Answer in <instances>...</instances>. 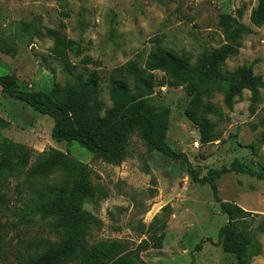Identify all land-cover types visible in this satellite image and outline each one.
<instances>
[{
  "label": "rangeland",
  "instance_id": "rangeland-1",
  "mask_svg": "<svg viewBox=\"0 0 264 264\" xmlns=\"http://www.w3.org/2000/svg\"><path fill=\"white\" fill-rule=\"evenodd\" d=\"M257 5V0H0V77H15L19 91L50 93L84 75L85 69L94 71L104 111L111 106L112 71L130 61L143 65L154 47L194 63L205 52L231 45L224 70L251 67L262 81L253 114L249 92H243L232 111L216 93L210 102L219 116L209 118L214 141L201 146L197 128L184 114L189 98L184 89L170 87L171 80L161 72L154 73L151 105L169 110L164 142L175 154L185 155L201 176L237 160L248 172L264 177V27L251 22ZM221 15L235 18L239 27L234 28L243 29L235 43L219 26ZM47 31L59 32L72 43L66 50L71 75L55 58V40ZM52 127L49 117L0 89V264L25 263L42 251L43 242L64 238L56 217L42 211L55 199L63 175L33 173L51 150L68 154L88 171L91 192L81 198V206L96 222L84 238L89 245L123 241L131 250L155 233L164 235L162 248L141 252L144 264L234 263L217 244L227 217L211 188L192 183L183 166L152 152L138 130L127 141L124 162L115 166L76 143L54 142ZM215 186L222 203L248 213L243 221L260 248L250 263L264 264V180L231 172Z\"/></svg>",
  "mask_w": 264,
  "mask_h": 264
},
{
  "label": "trees",
  "instance_id": "trees-1",
  "mask_svg": "<svg viewBox=\"0 0 264 264\" xmlns=\"http://www.w3.org/2000/svg\"><path fill=\"white\" fill-rule=\"evenodd\" d=\"M257 2L251 22L256 27H264V0ZM219 26L232 43L236 42L243 30L234 28L239 24L230 15H221ZM46 33L55 40V58L71 75L66 50H71L72 43L61 38L59 32ZM232 52V46L226 45L201 54L192 63L185 56L156 46L143 65L130 61L112 71L108 79L111 106L104 111L98 101L99 76L86 69L84 75H78L64 87H55L50 93L19 91L17 80L12 76L0 77V89L4 96L49 117L53 121L51 139L54 142L65 143L66 146L76 143L87 153L110 165L118 166L124 162L127 141L132 132L138 130L152 152L183 166L192 183L211 188L221 213L227 217V223L218 232V246L234 257L233 264H251V258L260 255V248L243 221L248 213L235 205L222 203L217 197L215 183L231 172L248 174L261 180L264 177L248 172L237 160L229 168L210 170L201 176L185 155L175 154L164 142L169 110H158L151 105L157 86L154 73L161 72L171 80L170 87L184 89L189 98L184 114L197 128L200 145L212 143L215 126L209 118L219 116V109L210 101L216 93L222 96V104L228 111L233 110L236 100L241 98L244 91L250 94L251 114L260 103L262 81L254 75L251 67L242 66L231 72L224 70V63ZM262 125L264 128V123ZM54 172L63 175V183L56 190L55 199L42 207V211L56 217L64 231V238L59 243L43 242L42 251L21 264H144L139 257L141 252L162 248L164 235L157 236L155 233L131 250L123 241H98L89 245L84 238L87 230L94 227L96 222L82 211L81 206V198L90 197L88 171L68 154L51 150L33 169V173L44 175ZM199 249L200 245H197L195 250Z\"/></svg>",
  "mask_w": 264,
  "mask_h": 264
}]
</instances>
